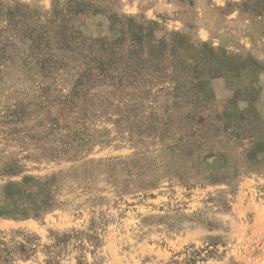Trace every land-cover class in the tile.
<instances>
[{
	"label": "rangeland",
	"instance_id": "374dc122",
	"mask_svg": "<svg viewBox=\"0 0 264 264\" xmlns=\"http://www.w3.org/2000/svg\"><path fill=\"white\" fill-rule=\"evenodd\" d=\"M81 1L72 16L0 0V45L18 51L0 61V264H264V8ZM49 21L126 51L139 34L148 58L138 86L99 91L89 143L65 156L30 114L38 81L18 70L29 44L12 36Z\"/></svg>",
	"mask_w": 264,
	"mask_h": 264
},
{
	"label": "trees",
	"instance_id": "16d2710c",
	"mask_svg": "<svg viewBox=\"0 0 264 264\" xmlns=\"http://www.w3.org/2000/svg\"><path fill=\"white\" fill-rule=\"evenodd\" d=\"M253 1L246 0V4ZM257 2L264 8V0ZM82 3L81 0H68L61 4L54 0L53 14L68 9L69 14L75 16ZM55 21L38 25L37 29L19 24L16 36H12L19 42L27 41L29 44L27 55L21 60L18 70L29 83L38 81V95L35 98L38 103L30 105L33 108L30 114L32 117L45 115V121L49 124L48 136L53 134L59 145L54 155L65 156L70 152L76 153L77 149L89 143L84 136V119L94 108H104L99 91L109 85H115L121 91L135 83L138 86L141 75L144 76L141 63L148 58L144 60L141 49L143 36L139 34L129 40L130 49L126 51L121 45L122 49H118L116 43H87L75 30L76 27L67 29L63 24L56 26ZM124 28L129 30L130 24L122 23L121 35L126 31ZM119 41L122 42L123 38ZM0 47V61L17 57L18 51L10 41ZM1 73L0 67V80ZM61 84L67 85L66 93ZM71 124L79 125L76 134L71 132Z\"/></svg>",
	"mask_w": 264,
	"mask_h": 264
}]
</instances>
